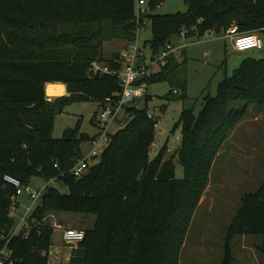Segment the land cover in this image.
Segmentation results:
<instances>
[{
	"label": "trees",
	"instance_id": "obj_1",
	"mask_svg": "<svg viewBox=\"0 0 264 264\" xmlns=\"http://www.w3.org/2000/svg\"><path fill=\"white\" fill-rule=\"evenodd\" d=\"M185 2L186 13L150 14L154 57L192 28L189 36L198 40L212 31L264 32V0ZM137 5V0H0V244L2 237L10 238L15 264H50L55 232L46 217L51 212L96 216L70 262L60 264H179L214 159L251 105L264 110V59L247 57L219 83L216 96L205 97L198 115L195 108L182 110L175 124V130L182 128V144L171 159L165 160L166 144L151 155L155 122L139 100L126 106L127 122L111 134L102 154L75 176L82 144L96 136L83 133L80 122L56 139L55 118L75 102L106 105L120 99L123 53L107 59L104 44L136 40ZM170 61L169 56L137 84L166 80ZM96 62L114 74L92 71ZM175 159L183 179L177 178ZM6 175L24 185L55 179L69 192L51 184L28 220V233L12 234L10 208L17 190L5 182ZM236 235L264 236V183L242 198L228 229L224 264L234 260Z\"/></svg>",
	"mask_w": 264,
	"mask_h": 264
},
{
	"label": "rangeland",
	"instance_id": "obj_2",
	"mask_svg": "<svg viewBox=\"0 0 264 264\" xmlns=\"http://www.w3.org/2000/svg\"><path fill=\"white\" fill-rule=\"evenodd\" d=\"M154 0H147L143 6L147 10L148 20L138 33V45L145 54L148 65H154L153 51L150 40L153 38V25L150 14L186 13L188 5L185 0H163L155 5ZM260 34L261 31H253ZM136 41V40H135ZM232 40L226 37L215 39L214 33L198 40L193 36L183 37L182 33L171 39L175 50L170 55L171 72L166 80L147 84V95L140 99V107L147 108L150 114L160 116V124L156 128L154 145L151 155L155 156L166 144L168 151L165 160L171 159L182 144V128L175 130L184 108H195L196 114L203 108L207 95L216 96L219 83L238 65V60L246 57L264 59V48L239 52L233 49ZM128 42L115 39L104 44V55L112 59L115 53L125 52ZM96 64L102 66L100 63ZM236 66H232V65ZM161 67L153 66L156 73ZM229 74V75H231ZM150 99L149 104L145 102ZM239 105L234 103L232 107ZM105 105L98 102H75L65 107L64 112L55 118L53 136L62 138L65 130L76 128L80 124L83 133L92 137L99 131L93 119ZM127 114L123 112L120 120L111 127V134H115L124 127ZM91 142L82 144L85 157L90 156ZM177 178L183 179L184 169L175 159ZM48 183L42 178H35L30 186L39 190ZM264 183V112L258 105H251L246 116L235 126L223 148L218 152L212 163L207 186L201 196L198 208L192 219L186 239L179 253V264H224L226 259V244L228 229L237 216L242 198L249 193L256 192ZM52 186L61 192L68 193L67 186L54 182ZM14 210V234L28 233V226L17 230L32 205L28 195L13 200L10 211ZM13 215V214H12ZM95 215L81 213L51 212L46 217V223L54 228L55 241L51 251L61 247L63 261L70 255L71 249L77 244H70L64 240L65 229L75 228L85 232L94 225ZM24 224V223H23ZM25 225V224H24ZM8 242V238L3 237ZM234 256L232 264H264V236H239L231 240Z\"/></svg>",
	"mask_w": 264,
	"mask_h": 264
},
{
	"label": "built area",
	"instance_id": "obj_3",
	"mask_svg": "<svg viewBox=\"0 0 264 264\" xmlns=\"http://www.w3.org/2000/svg\"><path fill=\"white\" fill-rule=\"evenodd\" d=\"M137 24L139 29L137 32L136 41L128 45L127 49L123 53L122 63L123 69L120 71L122 77V92L120 93V99L116 101H109L98 114L96 118V127L99 131L98 135L91 141L92 149L90 156L92 159L102 154V151L108 146L111 139V127L120 120V116L123 112H126V106L131 103H136L140 99H143L147 95V84H137L140 80L146 77L148 74H152L153 66H164L168 62L169 56L175 50L172 43H167L164 49L154 58L153 64L148 65L145 61L146 57L142 49L138 45V33L143 25L148 20L146 12L143 6L147 4V0H137ZM192 28L190 30H194ZM190 30L182 32L183 37H188ZM235 49L239 52H245L253 49L264 48L263 37L255 32L239 33L234 38ZM92 71H99L103 73L114 74L115 71L111 70L108 66H98L94 63ZM149 118L155 122L157 128L160 124V116L148 114ZM92 160L89 157L83 156L82 159L76 164L72 172L75 176L81 177L86 169L90 166ZM5 182L16 188L17 192L14 199H18L20 196L28 195L32 201V205L28 208L26 216L22 219V223L17 230L28 224L29 218L35 213V211L43 205V196L48 187L55 182V179L48 181V183L39 190L33 189L30 184L24 185L19 179L11 176H5ZM18 205L13 207L11 216H14V210ZM13 214V215H12ZM25 225H24V224ZM60 229H63V237L67 243L78 244L85 239V232L77 230L75 228L65 229L63 225H60ZM17 232V231H16ZM14 234H17V233ZM4 243L0 244V264H15L13 258V251L9 248V241L6 242L3 237L1 238Z\"/></svg>",
	"mask_w": 264,
	"mask_h": 264
},
{
	"label": "crops",
	"instance_id": "obj_4",
	"mask_svg": "<svg viewBox=\"0 0 264 264\" xmlns=\"http://www.w3.org/2000/svg\"><path fill=\"white\" fill-rule=\"evenodd\" d=\"M209 33V32H208ZM207 33V34H208ZM211 33V32H210ZM212 33H214L215 34V39H217V38H222V37H226V38H229V39H231L232 41V43H233V49L234 50H236L235 49V46H234V38H235V36L237 35V34H239L237 31H229V32H227V33H221V34H219V33H217V32H214V31H212ZM206 34V35H207ZM206 35H205V37H206ZM260 35L263 37V39H264V32L263 31H261L260 32ZM263 49V48H262ZM237 51V50H236ZM123 53V52H122ZM247 58V57H246ZM245 59V58H244ZM244 59H242L241 60V58L238 60V65H237V67H235L234 69H233V71L236 69V68H238L239 66H240V64L242 63V61L244 60ZM232 66H236V65H232ZM228 71H230V70H227V72H226V75H229V74H231V72L229 73ZM233 71H232V73H233ZM263 112H264V110H263ZM95 124V123H94ZM95 126H96V124H95ZM25 195V194H24ZM29 197V196H28ZM95 221H96V219H94L93 220V222H94V224H95ZM94 226V225H93ZM55 241V240H54ZM78 245V244H77ZM76 245V246H77ZM76 246H73V248L71 249V253H70V255L69 256H67L66 257V260L65 261H63L62 260V258H61V256H63L62 255V249H61V247L59 248H57V250H53L52 249V251H51V255H52V257H54L53 259H51V263H53V264H60V263H69L70 262V259H71V256H72V251H73V249L76 247Z\"/></svg>",
	"mask_w": 264,
	"mask_h": 264
},
{
	"label": "water",
	"instance_id": "obj_5",
	"mask_svg": "<svg viewBox=\"0 0 264 264\" xmlns=\"http://www.w3.org/2000/svg\"><path fill=\"white\" fill-rule=\"evenodd\" d=\"M55 240V237L53 238V241Z\"/></svg>",
	"mask_w": 264,
	"mask_h": 264
}]
</instances>
